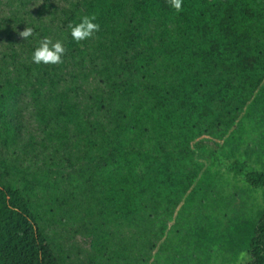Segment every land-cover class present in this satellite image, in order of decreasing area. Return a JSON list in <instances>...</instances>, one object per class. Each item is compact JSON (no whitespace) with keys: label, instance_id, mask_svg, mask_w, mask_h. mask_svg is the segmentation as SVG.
<instances>
[{"label":"trees","instance_id":"obj_1","mask_svg":"<svg viewBox=\"0 0 264 264\" xmlns=\"http://www.w3.org/2000/svg\"><path fill=\"white\" fill-rule=\"evenodd\" d=\"M52 4L46 0L43 7L53 14ZM93 14L100 31L92 41L77 43L68 25ZM50 24L51 30L44 20L31 26L39 35L35 42L55 27L67 49L62 64H36L15 58L14 51L13 58H0V141L8 147L20 139L21 123L14 122L29 91L44 145L53 148L50 162L72 164L80 154L89 159L77 174L89 182L88 212L91 228L101 229L94 240L101 264L143 263L141 253L129 257L126 250L140 242L156 247L167 229L165 217L183 199L191 209L205 197L203 180L195 185L201 137L231 129V143L243 141L244 120H264V0H183L180 12L168 0H73ZM76 78L95 84L85 107L82 87L68 82ZM225 153L233 158L232 150ZM228 164L260 193L259 217L232 228L231 238L223 230L198 227L196 246L205 254L233 247L237 256L248 254V264H264V169L241 175L245 162ZM2 168L0 264H64L35 201L41 189L53 187L50 172L28 177L17 165ZM11 172L20 177L7 179ZM63 175L74 176L67 169ZM213 178L208 175L206 182ZM50 203L51 213L63 211L67 199L52 193ZM122 228L137 230L133 244L114 235ZM169 246L159 243V249Z\"/></svg>","mask_w":264,"mask_h":264},{"label":"rangeland","instance_id":"obj_2","mask_svg":"<svg viewBox=\"0 0 264 264\" xmlns=\"http://www.w3.org/2000/svg\"><path fill=\"white\" fill-rule=\"evenodd\" d=\"M45 1L0 0V58L3 56L13 58V51L16 53L15 58H32L34 50L39 46V43L35 42L39 35H33L34 40L25 41L15 34L27 25L31 27L42 20L45 25L50 26L51 30L50 22L54 20L55 25L57 17L62 16L63 8L69 6L73 0H51L54 3L52 7L55 13L53 14L43 7ZM22 23L24 28L20 27ZM50 38L54 42L60 40L55 27ZM60 41L63 42L62 39ZM68 82L82 87L83 92L79 91L78 94H81L79 99L82 98V105L85 107V103H89V94L94 89L93 80L88 83L76 78L69 79ZM22 99L21 115L14 122L21 123L20 139L8 147L0 141V173L3 171L2 163L19 166L21 171L29 174L28 177L35 172L40 175L44 171L50 172L53 187H49L48 190L41 189L35 201L41 216L40 223L49 234L51 245L64 257V264H101V255L94 244L98 233L101 235V229L94 231L91 228L94 217L88 212L89 201H91L88 192L89 182H87L88 179L86 181L84 177L77 174L78 169L85 168L89 164V159L80 154V158H73L72 164L64 162L65 165L59 166L51 163L53 148L44 145L47 143L43 140L45 132L34 116L36 109L31 93L26 92ZM261 117L244 120L243 141L237 140L231 143L229 135L232 130L224 132L222 128L219 132L224 133L206 134L201 137L204 149L198 150V160L202 166L195 185L198 184L199 179L203 180L200 187H203L202 193L205 197L190 206L191 209L187 204L185 205V199H183L173 213L165 217L167 229L156 247L144 248L140 242L136 247L130 246L126 250L129 257L134 253H141L140 257L145 258L143 263L130 261L129 264H248L250 262L247 253L237 256V250L233 247L218 246L205 254L196 246L197 229L198 227L205 229L214 227L219 230V233L223 230L221 235H225V238H231L233 237L232 228L258 219L263 200L260 193L249 189L242 179L234 174V170L228 163L232 160L245 162L247 167L241 168L239 171L241 175L251 169H264V120L261 122ZM240 142L242 145L239 147ZM229 150L233 152V158L229 154L230 160L224 158L225 152ZM220 157L224 158L222 162L219 160ZM66 169L68 172H73L74 176H62ZM51 170H60L61 174H53ZM210 174L214 178L207 183ZM10 177L17 179L20 176L11 172L6 178L10 179ZM82 182L85 183L84 186ZM52 193L61 200L67 199V203L62 205L63 211L58 210L53 213L49 211V208L55 209V203H50ZM183 207H186L185 210ZM61 218L64 221H61ZM136 231V229L131 231L125 228H122L120 232L113 230L115 236L124 235V239L130 245L139 236ZM229 231L230 233L226 235ZM177 232H180V235H177ZM163 241L170 246L159 249V243ZM103 264L107 263L103 262ZM116 264H123V262L120 259Z\"/></svg>","mask_w":264,"mask_h":264},{"label":"clouds","instance_id":"obj_3","mask_svg":"<svg viewBox=\"0 0 264 264\" xmlns=\"http://www.w3.org/2000/svg\"><path fill=\"white\" fill-rule=\"evenodd\" d=\"M170 7L174 8L176 12L182 11L183 0H168ZM95 14L91 16H83L79 23L69 24L70 34L73 40L77 43L92 38L100 31V24L96 22ZM18 36L27 41L34 35V29L26 26L23 30L18 31ZM67 49L63 42L56 40L55 42L50 37H44L39 41V46L33 52L32 61L36 64L57 65L63 63V57Z\"/></svg>","mask_w":264,"mask_h":264}]
</instances>
